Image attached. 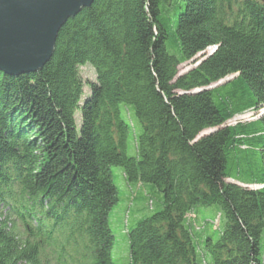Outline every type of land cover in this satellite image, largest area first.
<instances>
[{"label":"trees","instance_id":"obj_1","mask_svg":"<svg viewBox=\"0 0 264 264\" xmlns=\"http://www.w3.org/2000/svg\"><path fill=\"white\" fill-rule=\"evenodd\" d=\"M113 166L160 193L127 230L130 264H263V2L93 0L42 68L0 70V264H114ZM210 203L221 228L194 222Z\"/></svg>","mask_w":264,"mask_h":264},{"label":"water","instance_id":"obj_2","mask_svg":"<svg viewBox=\"0 0 264 264\" xmlns=\"http://www.w3.org/2000/svg\"><path fill=\"white\" fill-rule=\"evenodd\" d=\"M92 1L0 0V70L18 75L42 68L60 27Z\"/></svg>","mask_w":264,"mask_h":264},{"label":"rangeland","instance_id":"obj_3","mask_svg":"<svg viewBox=\"0 0 264 264\" xmlns=\"http://www.w3.org/2000/svg\"><path fill=\"white\" fill-rule=\"evenodd\" d=\"M207 51L204 53L197 54L195 58L180 64L178 66V72L183 73L189 68L193 67L194 62L198 60L202 55L207 54ZM79 70L82 79L85 82L95 79L94 70L89 64L81 66ZM84 93H88V88L86 86H84ZM258 114L259 111L246 110L242 113L234 115L231 119L226 121V124H234L238 121L252 120L256 118ZM125 116L127 121H130L133 124V131L129 140L127 154L135 155L134 139L136 134L140 131V125L130 113L129 116L125 113ZM75 120L77 127H79V111H76L75 113ZM212 130H214V128H207L203 130L200 135L207 134ZM111 169L113 172V181L118 189V200L109 214L110 227L115 238L114 245L112 248V258L114 264H130L127 230L138 219L158 209V205L160 203V193L151 184H141V186H139L138 188L137 186L135 188H131L130 184L125 179L122 168L120 166H113ZM226 181H229V179H226ZM248 187L256 188L258 187V185L250 184L248 185ZM135 191L137 193V197L133 201L132 198L134 197ZM149 200L152 201L151 209H149L150 207L148 205ZM192 214L196 218L194 222H196L198 227H203L205 223L213 224V227L215 228H221L223 225V218L219 212L217 203L199 204L193 208ZM192 214L190 218H192ZM195 232L196 230H193V237H195ZM196 245L198 254L200 255L202 251L201 244L196 241ZM260 246L264 249V233L261 235L260 238ZM205 260L207 263H209V259L207 256H205Z\"/></svg>","mask_w":264,"mask_h":264}]
</instances>
